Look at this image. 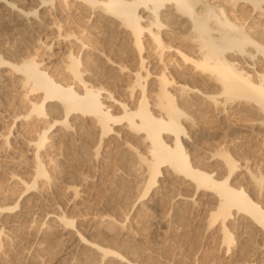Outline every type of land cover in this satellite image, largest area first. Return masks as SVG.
Returning <instances> with one entry per match:
<instances>
[{
    "label": "bare ground",
    "instance_id": "1",
    "mask_svg": "<svg viewBox=\"0 0 264 264\" xmlns=\"http://www.w3.org/2000/svg\"><path fill=\"white\" fill-rule=\"evenodd\" d=\"M27 1L0 0V7L12 25L50 30L49 42L41 41L49 50L55 38L67 49L49 52L46 60L0 48V74L18 76L22 105L18 111L1 105V144L8 150L25 143L26 154L22 174L7 162L0 166L10 183L0 181V264H60L63 255L68 264H138L135 250L129 248L131 257L109 246L116 236L107 244L94 237L118 229L127 239L125 213H98L84 232L81 215L68 216L52 201L44 206L43 190L54 183L63 155L78 153L96 164L114 152L123 158L127 190L136 194L134 214L147 216L176 186L174 215L186 204L204 208L203 221L226 250L234 234L241 243L251 227L257 250L243 264H264L257 261L264 256V156L231 155L224 139L208 141L207 149L199 143L210 130L203 116L211 113L264 154V0ZM74 6L77 15L69 11ZM113 37L117 46L107 51ZM239 116L250 124L232 121ZM87 176L77 175L92 184ZM75 186L63 190L70 202L79 198ZM143 216L129 228L136 230Z\"/></svg>",
    "mask_w": 264,
    "mask_h": 264
},
{
    "label": "rangeland",
    "instance_id": "2",
    "mask_svg": "<svg viewBox=\"0 0 264 264\" xmlns=\"http://www.w3.org/2000/svg\"><path fill=\"white\" fill-rule=\"evenodd\" d=\"M13 1L18 2V1H23V0H13ZM31 1H32V4L36 3V0H31ZM27 2H29V0ZM27 7H29V5ZM0 9H1L0 10L1 11L0 12V48L1 49H7L8 53H10V56H13V57L16 56L18 51L23 52L24 54H25V52H37L39 54L38 57L42 56L41 58H44L47 60V58H45V56L47 57L49 52L55 53V52L66 51L67 44L62 43V41L58 40L57 38L54 39V43H52L50 50H49V48H47L48 46H45L44 43L41 42V41L46 42V43L49 42L51 35L53 36V34L51 33L50 30L42 29V30H40V32L37 31L38 33L37 32L35 33L34 32L35 29H30L28 27V25L27 26L23 25V27H21L22 25H19V26L12 25L11 24L12 21L10 20L11 17L7 13V10L2 8V7H0ZM71 10H69L71 13H73V14L76 13L77 12L76 6H74V8ZM61 12L64 13V12H66V10H61ZM58 13H59L58 16H60V11H58L57 14ZM54 14L55 13H53L52 10L49 11L48 12V17H49L48 19L51 20V18L54 16ZM77 14L78 13H76V15ZM61 15H63V14H61ZM8 17H9V19H8ZM26 28H29V29H26ZM39 36H40L41 40L37 41L38 40L37 37H39ZM111 41H110L111 43L109 42V44L113 45V47H108L109 45L108 46L106 45L107 51L110 48H114V46L115 47L117 46V43L115 42L114 37L111 39ZM9 48H11L13 50H11ZM7 51H5V52H7ZM15 52H16V54H15ZM41 52L43 55L41 54ZM56 55H57V53H56ZM57 56H55V57L57 58ZM0 70H4V68H2ZM4 73L6 74V73H8V71L5 69ZM13 74L14 73H12V72L11 73L9 72L8 74H6L7 76L0 74V79L5 80V82L3 81L4 83L1 84V86H0V109L2 107L1 105L6 107L8 103L10 106L13 105V107H14L13 109H15L16 111H18L17 109H21L20 106H22V105L19 103V96H18V93L20 90V88L18 86L19 82L17 80L18 76L15 74L13 75ZM5 86H7V87H5ZM2 109H3V107H2ZM244 115H246V114H243V116ZM243 116L242 117L239 116L238 117L239 120H238V118H236V119L234 118L232 121L233 122L239 121V123L241 122V123L249 125L250 120H248L249 118L247 119L248 116L247 117H243ZM203 117H206V118H203L204 119L203 121L206 122V123L204 122L203 124L206 125L207 128L210 129L209 133L207 134L208 137L207 136L204 137V136L199 135L200 136L199 138L201 139V140L199 139V143H201L200 145H202L203 149L204 148L207 149L208 147H210V145L212 143L217 142V140H218V142H220V141H223L222 139H224V141L226 140V142L229 143L228 148H229V153L231 155H236L237 157L239 156L240 158H245L247 156L246 157L247 159H249L252 154H253V156H255L257 154L260 156H264V154L262 155V153H260L261 148L258 145V143H257L256 148H255L256 142L250 141L248 139V138H250V136L248 137V135L247 136L240 135V134H238V132L236 130L231 131L229 128H227L228 122L226 120L222 121L221 119L215 118L214 116L212 118L211 113H209V114L207 113L206 116L204 115ZM4 123L5 122H3V119L0 118V129H2V131L6 130V127H4V125H3ZM226 125H227V127H226ZM208 126H211V127H208ZM85 137L88 138V140H90L92 138V136H90V135H86V136H84V138ZM1 138L2 137H0V166L2 164L4 165L7 162L9 164H12V166H15V169L18 168V170L16 169V171H18L20 174L24 173V170H25V167H24L25 161L24 160L26 158L25 145H24L25 143L23 144L24 146L21 144V146H19L20 148L16 147L17 148L16 149L14 147V149L6 150L5 147L1 144ZM86 138H85V140H86ZM229 138H231L232 141H230ZM228 139H229V141H228ZM208 141L211 142L210 145H209ZM258 142H259V140H258ZM251 146H254V147H251ZM262 150H264V149H262ZM257 151H258V153H257ZM71 154H73V153H66L65 155L62 156L63 161L60 160L55 164V167L53 169L55 171V173L53 172V174L55 176V178H54L55 180L53 181L54 183H51L50 184L51 186L48 185L49 188L46 186L43 190V195L46 199V201L44 202V204H45L44 206L46 208H48L50 203H51L50 201H52V203L59 204L61 210H65L66 214L68 213L67 214L68 216H69V214L71 217H73L72 215H74L75 217H78V215L79 216L81 215L79 217V218H81L79 225H80L82 231L85 230L84 232H86L89 228H91V225H92L91 220L94 216L98 215V213L100 214V213L106 212V213L110 214V212L112 211V213H114V215L116 214L117 216H122L125 213L126 217H127V219L125 221V228H126L125 230H126L127 234L130 235V236L128 235V238H130V239H128V238L122 239L120 237L121 232H118V231H120L118 229H113L112 230L113 232L111 231L113 233V234L111 233L112 236L108 235L105 238H103L104 237L103 234L98 233L97 235H94V237L97 240L99 239V241H103V244H107V242L109 243L110 239L108 240L106 238L112 237L111 239H113L114 236H116V238L113 240H117V241L113 242V240H112V242L109 243L110 244L109 246L111 248H113L115 246L114 248L118 249V251H120L121 253L123 252L122 254H124V255H127L129 252L131 254L132 249L135 250L134 253L132 251V254L134 256L136 255L134 260L136 259L135 261L138 264H243V262H248L249 259H251V257H252L251 254L253 255V252L255 253V251L257 250V246H255V244H256L255 243V239H256L255 235H257V233L251 227H250L251 229L249 228V230H246V232H245L246 238H247V236H248V238L247 239L245 238L243 241H241V243H239V241H236L237 235L234 234L235 235V241L233 242V244L231 243V245H232L231 248L226 250V246H224V245L221 246V243L219 241L218 232L216 231V229L214 227H208V225H206L205 222L203 221L202 211L204 208H197L195 206L194 207L191 206V204H186L182 208V211H181L182 215L181 214H179V216L174 215L172 213V211L175 210L176 208H174V205L172 204L173 202L171 200H173L172 196L176 193V190H175L176 186L175 187L173 186L174 188L172 187L171 188L172 190L168 188L169 190H167V192H166L167 194H165L163 196L164 198H163V200H161V202L158 206H156V207L152 206L148 209V211L146 210L147 216L144 217L142 215L144 218H146V220H144V218H143L144 221L142 220L143 222L140 223V226L138 228H136V230L134 228L130 229L129 228L130 222L131 223L134 222L133 224H136V222H138L136 220H139V218L142 216L139 214L138 215L139 217H138L137 214H134V211L131 210L132 209L131 208L132 207L131 202L136 197L135 196L136 194L131 193V195H130L129 190H127L128 189L127 185H128L129 179H128V177L126 178L127 175H125V174H127L125 172L126 169L125 170L120 169L123 165L122 164L123 158L120 156V154L115 153V152L111 153L112 155L110 154L106 158L108 160L105 159V161L98 162L96 164L88 163V161L86 159L85 160L87 162H85V163H87V164H83V162L85 161L83 159L84 157L81 158L82 156L78 153H74L75 155L73 154V157H72ZM76 154L80 155V157ZM64 157H66V158H64ZM80 158L82 160H80ZM69 160H71L72 162ZM61 161H62V163H61ZM119 169H120V171H119V173H117L118 176H115L114 175V174H116L115 172H118L117 170H119ZM124 172H125V174H124ZM127 172H128V170H127ZM78 173H80L83 176L88 175L87 176L88 178L93 179V181H92L93 183L92 184L90 183L91 184L90 185V184H84L82 182V184H81V180L77 177ZM129 173H132V172L129 171ZM2 174H3L2 171H0V181L2 182V184L4 186L8 187L10 185V183L4 180V178H3L4 176ZM56 180H58V181H56ZM55 183H56V185H55ZM69 184L70 185L72 184L74 186L76 184L75 187H77V185H78L77 188H78V193H79L78 197L79 198L77 200L72 201V202H70V200H67L68 198L66 196H63V195H65L64 191H63L64 187L68 186ZM54 188H55V190H54ZM120 192L122 193V195ZM120 195H121V197H120ZM122 197L124 198V200ZM123 201H125V202H123ZM115 205H117V206H115ZM63 207H65V208H63ZM124 207H126V208H124ZM127 210H128V212H127ZM119 211H120V213H119ZM136 216L138 218H136ZM159 219H161V220L163 219V222H162L163 225H162V223H159ZM114 230L117 232H114ZM251 230H253V231L251 232ZM128 231L130 233H128ZM247 232H248V234H247ZM90 237L92 238V236H90ZM131 237H133V238H131ZM132 239H133V241H132ZM120 240H123V241H121V243H120ZM104 242H106V243H104ZM130 242H131L132 246H131ZM122 243L123 244L127 243V244L123 245ZM128 243L130 244L131 247L127 248V246H129ZM238 243H239V245H237ZM120 244H121V246L123 245L121 248H120ZM133 245H134V247H133ZM135 247H136V249H135ZM125 248L126 249L131 248V250L130 249L125 250ZM226 251H227V253H226ZM239 253H241V254L239 255ZM130 254H128V255L131 256ZM134 256H131V257H134ZM247 256H248V258H247ZM25 257H26V252H25ZM63 257L64 258L61 260L60 264L62 262L64 263L63 260H66V259L68 260V257H65V255H63ZM260 257H261L262 261L264 260V259H262V258H264V256L263 257L259 256V259L257 260L258 262H262L260 260ZM28 258L25 261H28L29 260ZM241 259H243L242 262H241ZM244 259H245V261H244ZM30 260H31V258H30ZM54 260H52L51 261L52 263L50 262V264H53ZM23 261H24V259H23ZM9 264H14V263L10 262ZM64 264H68V261L65 262Z\"/></svg>",
    "mask_w": 264,
    "mask_h": 264
}]
</instances>
